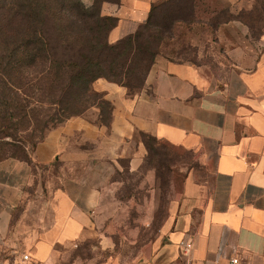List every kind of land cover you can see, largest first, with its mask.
Segmentation results:
<instances>
[{"label":"crops","instance_id":"crops-1","mask_svg":"<svg viewBox=\"0 0 264 264\" xmlns=\"http://www.w3.org/2000/svg\"><path fill=\"white\" fill-rule=\"evenodd\" d=\"M155 1L105 2L103 12L119 19L109 41L134 33ZM225 26L241 34L236 79L222 86L198 66L163 56L135 95L97 79L94 89L113 105L110 127L97 122L94 107L47 132L31 154L32 166L52 173L41 206L27 188L32 166L0 162V264L21 249L33 264H228L231 256L264 264V37H247L243 23ZM141 132L190 153L193 162L157 239L124 251L100 228L98 211L105 191L117 186L111 169L117 172L119 159L128 158L132 172L141 169ZM87 238H98L100 247L84 252ZM182 241L193 243L189 254Z\"/></svg>","mask_w":264,"mask_h":264},{"label":"trees","instance_id":"trees-1","mask_svg":"<svg viewBox=\"0 0 264 264\" xmlns=\"http://www.w3.org/2000/svg\"><path fill=\"white\" fill-rule=\"evenodd\" d=\"M120 1L0 0L1 161L31 160L49 130L90 108H98L97 122L110 127L113 105L94 82L105 78L137 94L177 25L195 16L194 0L162 16L158 10L176 0H157L134 33L112 43L109 33L119 19L105 14L103 4ZM141 135L149 148L153 138L165 145Z\"/></svg>","mask_w":264,"mask_h":264},{"label":"rangeland","instance_id":"rangeland-1","mask_svg":"<svg viewBox=\"0 0 264 264\" xmlns=\"http://www.w3.org/2000/svg\"><path fill=\"white\" fill-rule=\"evenodd\" d=\"M82 1L87 6L91 5V0ZM190 2L176 0L158 10V15L185 10L186 3ZM194 4L193 22L177 25L172 37L161 48V56L175 62L194 64L207 78L222 86L236 79L239 63L235 51L241 34V30L225 25L243 23L248 29L247 37L255 40L264 37V0H194ZM260 46L256 44L255 48ZM137 140L143 143L146 152L141 169L132 172L129 159H119L117 172L111 169V178L118 182L117 186L112 191H105L98 211L103 217L100 228L111 231L119 250L124 251L141 241L152 243L157 239L163 225L172 216L173 202L182 190L185 167L193 162L190 153L172 149L166 144L159 146L154 138L148 139L152 148L145 145L141 134L137 135ZM18 160L31 165L29 158ZM46 168L43 164L33 165L34 184L27 186L32 188L30 192L40 206L50 195L45 184L52 173ZM92 246L100 247L98 238H87L82 244L84 252H89ZM24 251L21 249L14 256Z\"/></svg>","mask_w":264,"mask_h":264},{"label":"built area","instance_id":"built-area-1","mask_svg":"<svg viewBox=\"0 0 264 264\" xmlns=\"http://www.w3.org/2000/svg\"><path fill=\"white\" fill-rule=\"evenodd\" d=\"M181 245L183 246L184 252L189 254L193 249V243L191 241H182ZM6 264H33L32 258L29 253H22L20 255H13L12 257H7ZM40 264H55V263H48L43 262ZM228 264H247L241 257L238 256H231L229 257Z\"/></svg>","mask_w":264,"mask_h":264}]
</instances>
